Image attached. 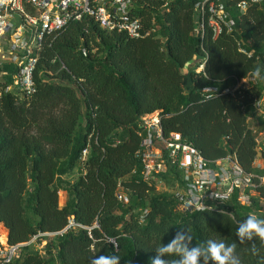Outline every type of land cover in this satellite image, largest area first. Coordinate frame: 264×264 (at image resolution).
<instances>
[{
    "label": "trees",
    "instance_id": "16d2710c",
    "mask_svg": "<svg viewBox=\"0 0 264 264\" xmlns=\"http://www.w3.org/2000/svg\"><path fill=\"white\" fill-rule=\"evenodd\" d=\"M198 1L136 0L133 16L157 30L140 39L107 32L89 17L70 23L48 38L40 54L34 97L6 91L13 77H0V226L10 244L22 245L11 264H90L99 255L150 264L155 249L180 229L193 237L192 246L209 239L235 242L242 264H259V240L241 244L236 231L253 211L263 219L264 188L245 207L237 193L220 209L182 213L174 194L158 193L157 184L143 180L136 158L143 141L138 123L158 111L164 134L180 133L213 166L234 155L247 173L264 175L256 165L264 154L249 123L254 98L264 90V5L242 14L234 6L239 0L228 1L235 28L214 38L209 27L197 35ZM239 41L252 57L239 52ZM257 68L258 85L207 98L206 89L233 88ZM254 118L264 131V118ZM75 171L73 182L64 179ZM170 174L181 187L177 169L161 178ZM60 190L68 195L63 208ZM119 190L127 203L118 200ZM71 220L78 226L45 237L42 250L28 244ZM253 243L259 256L250 251Z\"/></svg>",
    "mask_w": 264,
    "mask_h": 264
},
{
    "label": "built area",
    "instance_id": "2783aa9c",
    "mask_svg": "<svg viewBox=\"0 0 264 264\" xmlns=\"http://www.w3.org/2000/svg\"><path fill=\"white\" fill-rule=\"evenodd\" d=\"M228 1L230 0H200L196 3L195 8L200 16L197 35L203 36L206 27L213 31L214 38L223 32H233L235 21ZM135 2L136 0H0V77L12 75L14 80L6 91L17 92L19 95L22 93V98L34 97L37 93L35 71L48 38L85 17L92 18L107 32H123L131 39L156 34V28L145 29L142 21L133 16ZM252 5H264V0H239L234 6L239 13L245 14ZM238 48L242 54L252 57L253 52L245 48L244 41L238 42ZM83 53L87 55L85 49ZM204 65L205 60L199 72L203 71ZM254 73L240 80L233 88L223 91L216 87L206 89L207 98L212 99L222 94L234 95L239 89H250L258 85L261 75L257 78ZM253 107L254 116L264 118V90L259 97L254 98ZM254 116L249 120L254 119ZM161 121L160 112L157 111L143 116L138 123L139 135L143 137V141L136 158L142 166L143 180L146 183L158 184L163 175L177 169L180 172L181 189L174 194V201L176 209L182 213L201 211L196 206L194 196L200 198L204 211L220 209L231 203L237 193L241 205L252 204V196L256 195L259 188H264V175L247 173L234 155H228L213 166L198 149L184 141L180 133L165 135ZM251 129L256 135L259 153H264V132H259L254 127ZM88 155L89 148H86L79 160L81 166L87 161ZM117 198L121 203L129 200L122 190L117 193ZM77 226L71 220L63 230L39 233L28 244H36L42 250L46 244L45 237L62 236ZM21 246L10 244L7 234L0 231V264H11Z\"/></svg>",
    "mask_w": 264,
    "mask_h": 264
},
{
    "label": "clouds",
    "instance_id": "9594fccd",
    "mask_svg": "<svg viewBox=\"0 0 264 264\" xmlns=\"http://www.w3.org/2000/svg\"><path fill=\"white\" fill-rule=\"evenodd\" d=\"M255 76L260 78L261 70H255ZM215 194H213L214 196ZM196 206L204 211L205 207L199 202L200 198L194 196ZM236 237L241 244L246 241L258 239L260 248H264V219L259 218L255 213L248 214L243 221H238ZM193 237L186 229H180L167 244H161L155 249L156 255L151 258L150 264H242L236 252L235 242L226 244L224 241L213 239L207 240L202 245L192 246ZM260 248L255 243L251 245V253L260 255ZM178 257L169 261L166 257ZM90 264H120V257L117 255H99L94 257ZM259 264H264V256L260 257Z\"/></svg>",
    "mask_w": 264,
    "mask_h": 264
},
{
    "label": "rangeland",
    "instance_id": "374dc122",
    "mask_svg": "<svg viewBox=\"0 0 264 264\" xmlns=\"http://www.w3.org/2000/svg\"><path fill=\"white\" fill-rule=\"evenodd\" d=\"M198 72H199V70H198ZM20 95L23 96L22 93ZM249 123H250L252 128L254 127L257 129L260 127V129L261 128L263 129V126L259 123V121H257L256 118L249 120ZM262 129L260 130V132L263 133L264 131H262ZM258 161L256 162L257 166L264 168V160H261L259 162ZM77 177H78V173L75 171L72 174L66 176L64 179H66L67 181L73 182ZM180 188L181 187H180L178 178L174 174L168 175L167 177L162 179V181H160V183L157 184V192L158 193H168L171 196L173 194H175L176 192H178ZM65 195H66V193L64 192V190H60V192H59V204H62V202L65 200V197L67 196V195L66 196ZM243 206L245 207L247 205H243ZM260 212L264 216V201L263 200L261 201Z\"/></svg>",
    "mask_w": 264,
    "mask_h": 264
},
{
    "label": "crops",
    "instance_id": "0c3cea01",
    "mask_svg": "<svg viewBox=\"0 0 264 264\" xmlns=\"http://www.w3.org/2000/svg\"><path fill=\"white\" fill-rule=\"evenodd\" d=\"M258 160H259V161L264 160L263 157H262V155H261V158H259ZM258 160H257V161H258ZM259 161H258V162H259ZM64 192H65V191H64ZM65 193H66V195H67V192H65ZM66 195H65V196H66ZM67 200H68V195L65 197V200L62 202V204H59L60 208H63V207L66 205ZM0 231H1L3 234L6 235V229H5L4 226H2V225L0 226Z\"/></svg>",
    "mask_w": 264,
    "mask_h": 264
}]
</instances>
